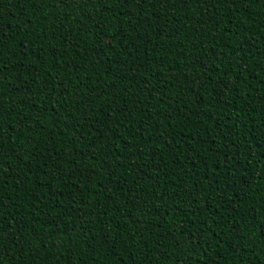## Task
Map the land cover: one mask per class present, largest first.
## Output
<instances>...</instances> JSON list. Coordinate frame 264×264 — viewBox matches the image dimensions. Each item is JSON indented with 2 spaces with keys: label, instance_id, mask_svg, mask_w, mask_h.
<instances>
[{
  "label": "trees",
  "instance_id": "trees-1",
  "mask_svg": "<svg viewBox=\"0 0 264 264\" xmlns=\"http://www.w3.org/2000/svg\"><path fill=\"white\" fill-rule=\"evenodd\" d=\"M0 264H264V0H0Z\"/></svg>",
  "mask_w": 264,
  "mask_h": 264
}]
</instances>
